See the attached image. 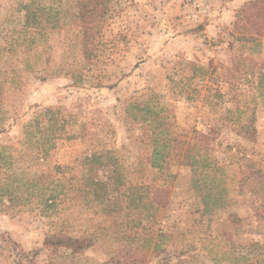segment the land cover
I'll use <instances>...</instances> for the list:
<instances>
[{
  "label": "rangeland",
  "instance_id": "rangeland-1",
  "mask_svg": "<svg viewBox=\"0 0 264 264\" xmlns=\"http://www.w3.org/2000/svg\"><path fill=\"white\" fill-rule=\"evenodd\" d=\"M32 1L51 13L50 21L41 18L45 27L25 28ZM246 1L219 0L204 24H192L178 3L109 0L106 15L91 22L86 59L85 0H0V185L8 189L0 190V264H100L134 255L147 234L160 232V250L145 253L143 264H264V36L236 28ZM134 101L150 103L156 123L153 115L132 117ZM237 108L244 119L255 115L254 139L240 133L242 121L227 119ZM47 109L58 110L77 136L55 138L44 153ZM162 121L168 138L189 142L171 157L173 177L141 163ZM210 128L217 131L206 156L218 169L204 177L180 163ZM107 149L128 183L170 187L154 221L88 193V171L106 180L109 169L86 157ZM193 178L203 194L222 190L223 205L203 213ZM32 180L37 185L29 187ZM49 183L59 186L53 206L40 189ZM58 232L91 237L93 246L52 252L44 240Z\"/></svg>",
  "mask_w": 264,
  "mask_h": 264
},
{
  "label": "trees",
  "instance_id": "trees-1",
  "mask_svg": "<svg viewBox=\"0 0 264 264\" xmlns=\"http://www.w3.org/2000/svg\"><path fill=\"white\" fill-rule=\"evenodd\" d=\"M109 0H85L86 12L88 20H85L82 24L83 35H84V55L86 59L90 58L89 46L94 36V29L91 22L97 18H101L106 15L109 10L108 4ZM50 10V8H48ZM43 8L38 7L32 1L25 5V28L39 29L45 27L42 24L41 18L47 17V21H50L49 14L42 12ZM242 18L236 22L237 29H246L249 31V27L256 31V34L264 36V0H248L244 3V8L242 11ZM251 33V31H249ZM239 39L246 41H255L256 36L254 34H242ZM128 113L135 118H145L149 119L153 115V121L156 123L158 120V112L155 113L153 106L150 103L141 104L138 101L131 102L127 108ZM151 113V115H149ZM245 112L239 110H227V119H235L236 122H241L240 133L247 139H254L257 133L255 127V115L248 114L246 119H244ZM46 124L43 131V142L46 145L44 153L53 145L55 138L61 137H76L75 134H69L66 130L67 121L59 116L58 110L47 109L45 111ZM151 120V122H153ZM160 123V124H159ZM153 130L152 137V150L148 156H145L142 162H145V166L148 165L149 168L158 169L159 171L165 173L167 177H173L170 173V167L172 165L171 157L176 155H181L184 149V145L189 142L185 139L179 138L177 136H171L170 127L165 122H159ZM162 126V131L156 132L159 126ZM40 129V128H39ZM210 132L201 133L202 139L197 141L191 148L189 154L183 153V160L180 165L191 167L193 172L201 170V175L208 177L205 174L207 170L218 169L213 162H209L206 154L213 151L211 146V141L213 140V132H216V128H210ZM165 135L162 136L161 135ZM48 145V146H47ZM5 146L0 150V161L5 158L4 155ZM204 155V156H202ZM88 164L93 166H98L101 168H108L109 174L106 180L95 179V172L89 170L87 176H84L86 181L88 193L92 194L94 199L102 204L108 205L110 203L114 205H119L121 209L127 210H137L141 209L145 212V218L154 221L157 218L159 210L169 203L171 189L166 185H139L138 183L133 184L132 182H127L124 178L123 171L121 170V164L116 156L114 150H101L92 153L89 157H86ZM140 166V165H139ZM140 170L143 168L138 167ZM193 186L201 193L200 201L202 203V212L208 213L214 209L219 208L223 204L220 201L221 192H217V196L213 197L211 192L203 194V188L201 184V179H192ZM37 185L34 180L31 181L29 187ZM212 189L215 188V183L211 185ZM85 188V186H83ZM44 193V203L47 206H53L55 204V199L58 195L57 190L59 189L58 184L52 185L51 183L40 188ZM86 189V188H85ZM0 190L2 194L8 193L6 186L0 185ZM122 198V199H121ZM121 199V200H120ZM121 201V202H120ZM116 210V209H115ZM133 221V222H132ZM135 220H130L129 223L133 224ZM136 223V222H135ZM137 225L142 224V219L137 221ZM163 237L162 232L157 236L153 233L147 234V237L142 239V241L137 245L134 255L126 257L124 259L112 258L109 261L100 264H143L146 260L145 253L152 250L153 253L158 252L159 246L157 242H154L157 237ZM158 240V239H157ZM156 240V241H157ZM93 240L91 237H78L63 232L54 233L47 235L44 240V245L46 248L52 252H57L60 248L71 249L73 253H80L86 249L93 246ZM138 254V255H137ZM144 254V255H143Z\"/></svg>",
  "mask_w": 264,
  "mask_h": 264
},
{
  "label": "built area",
  "instance_id": "built-area-1",
  "mask_svg": "<svg viewBox=\"0 0 264 264\" xmlns=\"http://www.w3.org/2000/svg\"><path fill=\"white\" fill-rule=\"evenodd\" d=\"M158 4L181 5L180 16L192 24H204L212 15L219 0H154Z\"/></svg>",
  "mask_w": 264,
  "mask_h": 264
}]
</instances>
